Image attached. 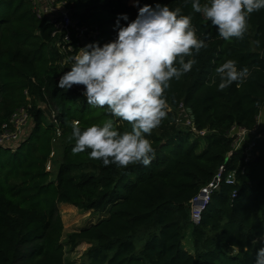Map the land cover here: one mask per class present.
Masks as SVG:
<instances>
[{
	"label": "trees",
	"instance_id": "trees-1",
	"mask_svg": "<svg viewBox=\"0 0 264 264\" xmlns=\"http://www.w3.org/2000/svg\"><path fill=\"white\" fill-rule=\"evenodd\" d=\"M65 1L80 24L99 27L88 45L115 40L119 17L127 16L119 19L126 26L140 7L160 4L191 15L197 37L208 47L186 58L196 60L191 71L170 81L168 116L159 131L146 134L155 151L152 163L104 166L89 158L90 150L73 154L72 121L82 130L108 119L120 132L131 131V125L106 107L89 105L83 86L59 88L64 72L57 63L53 25L34 14L30 0H0V126L19 107L32 106L29 135L15 147L0 149V264H66L63 219L72 221L82 210L107 215L68 236L71 247L89 245L85 264H256V251L264 247V137L246 161L247 143L235 150L229 132L239 126L264 134V9L249 16L242 40L225 41L192 10L191 0H138L137 6L127 0ZM49 46L57 57L47 52ZM78 50L60 54L71 66ZM229 59L238 70L247 67L249 75L240 87L234 82L219 91L215 68ZM39 102L52 111L53 121ZM181 104L205 135L177 123ZM50 160L55 181L46 171ZM221 165L236 170V183L222 180L200 223L193 224L191 200Z\"/></svg>",
	"mask_w": 264,
	"mask_h": 264
},
{
	"label": "clouds",
	"instance_id": "clouds-1",
	"mask_svg": "<svg viewBox=\"0 0 264 264\" xmlns=\"http://www.w3.org/2000/svg\"><path fill=\"white\" fill-rule=\"evenodd\" d=\"M191 8L216 28L220 38L242 40L249 16L264 9V0H208L204 4L191 0ZM121 18L127 20V16L117 19L115 40L102 47L86 45L70 57V70L60 77L58 87L83 86L82 95L89 105L106 107L113 117L131 125V131L120 132L108 119L82 130L79 121H72L74 155L90 150L89 158L102 161L104 166L147 167L155 151L146 134L168 116L165 92L170 81L191 71L196 60L186 58L208 45L197 37L191 15L182 14L180 7L144 5L126 26L119 24ZM215 75L220 80L218 90L223 91L234 82L240 87L249 69L238 70L237 62L229 59L215 68ZM211 83H216L215 77ZM256 264H264V247L256 251Z\"/></svg>",
	"mask_w": 264,
	"mask_h": 264
},
{
	"label": "built area",
	"instance_id": "built-area-1",
	"mask_svg": "<svg viewBox=\"0 0 264 264\" xmlns=\"http://www.w3.org/2000/svg\"><path fill=\"white\" fill-rule=\"evenodd\" d=\"M34 14L41 19H45L54 27L52 37L56 38L54 44L61 54L73 52L75 47L78 49L88 45L90 39L96 38L100 31L98 26H86L79 23L65 0H30ZM74 40H76L74 46ZM79 51V50H78ZM68 58H66L67 60ZM71 62V61H70ZM27 93V92H26ZM32 106L27 104L16 109L7 122L0 126V149H9L15 147L18 143L29 135L28 131L30 121H32L30 109ZM179 108L185 109L189 114V125L191 131L199 135H205L206 130L198 131L195 127L192 112L181 104ZM171 110V109H170ZM32 128V127H31ZM28 131V133H27ZM252 134L253 138L248 142L246 137ZM229 136L233 138V146L238 150L245 143L246 161L252 157V150L255 148L257 140L263 138L264 134L259 132L258 128L247 130L244 127L234 126ZM228 161L229 158H226ZM225 181L227 184L236 183V170L226 171V166L221 165L214 179L203 186L191 200V220L193 224H199L202 214L211 200L212 192L219 187V184ZM237 190L233 191L232 198L237 196Z\"/></svg>",
	"mask_w": 264,
	"mask_h": 264
},
{
	"label": "rangeland",
	"instance_id": "rangeland-1",
	"mask_svg": "<svg viewBox=\"0 0 264 264\" xmlns=\"http://www.w3.org/2000/svg\"><path fill=\"white\" fill-rule=\"evenodd\" d=\"M137 0H127V3L128 4H133V3H136ZM208 2V0H207ZM206 2V3H207ZM138 3V2H137ZM0 9H1V6H0ZM47 52H50L51 54H53L54 56L57 57V53L55 54L54 53V50L52 47H48L47 48ZM59 53V52H58ZM60 57H59V60L57 61L59 67L61 68V71L62 72H66V71H69L70 70V64L69 62L66 60L65 56L61 55L59 53ZM71 63V62H70ZM79 88H82V86H77ZM39 105H41L43 108H45L46 106L39 102ZM262 113H264V109L262 110ZM177 115H178V120H177V123L182 126V127H185V128H188L190 127L189 125V114L188 112L185 110V109H182V108H178L177 109ZM121 122V121H120ZM32 127V121H30V126H29V129L28 131H30ZM154 130H157L159 131V128H156ZM27 131V133H28ZM57 139L59 137V131H57V135H56ZM195 137H198L196 136V134H192V138L195 139ZM55 138V139H56ZM251 136L248 135L247 136V140L248 142H250L251 140ZM55 142V140H54ZM203 142H205V140H203ZM264 151V145H263V148H262ZM257 152H259V150H257ZM53 154H55L54 157H57L59 158L60 155H59V152L55 149V151L53 152ZM46 171H50V172H53L54 174L52 176H50V179L51 181H55V164L53 161H48L47 162V165H46ZM62 205L63 203H59L58 206H59V210H60V213H61V216H62V219H63V210H62ZM76 207V206H75ZM79 210V209H77ZM107 216L106 214H103V213H99V212H93L92 210H89V211H80L78 214H77V218L72 220V221H65L63 219V223H64V232H63V238H62V241L64 243V247H65V263L66 264H85L86 262V256H85V253L89 247V245L87 243H78L76 246L74 247H71V245L69 244L68 242V236L86 226H89L91 224H95L96 222H98L101 218ZM189 234L186 235V238H185V244L188 245L189 243Z\"/></svg>",
	"mask_w": 264,
	"mask_h": 264
},
{
	"label": "water",
	"instance_id": "water-1",
	"mask_svg": "<svg viewBox=\"0 0 264 264\" xmlns=\"http://www.w3.org/2000/svg\"><path fill=\"white\" fill-rule=\"evenodd\" d=\"M44 109H45V112H46L48 118L50 119V121H53V120H54V115H53L52 111L49 110V109L46 108V107H45Z\"/></svg>",
	"mask_w": 264,
	"mask_h": 264
},
{
	"label": "crops",
	"instance_id": "crops-1",
	"mask_svg": "<svg viewBox=\"0 0 264 264\" xmlns=\"http://www.w3.org/2000/svg\"><path fill=\"white\" fill-rule=\"evenodd\" d=\"M137 2H138V0L136 1V3L129 4V5L137 6V4H138ZM263 120H264V113L261 114V118H260V121H263ZM248 135H250V136L253 138V135H252V134H248ZM248 135H247V136H248ZM252 138H251V139H252ZM246 140H247V137H246ZM247 141H248V140H247Z\"/></svg>",
	"mask_w": 264,
	"mask_h": 264
}]
</instances>
